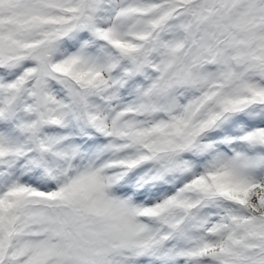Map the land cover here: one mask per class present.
<instances>
[{
	"label": "snow or ice",
	"instance_id": "1",
	"mask_svg": "<svg viewBox=\"0 0 264 264\" xmlns=\"http://www.w3.org/2000/svg\"><path fill=\"white\" fill-rule=\"evenodd\" d=\"M0 264H264V0H0Z\"/></svg>",
	"mask_w": 264,
	"mask_h": 264
}]
</instances>
